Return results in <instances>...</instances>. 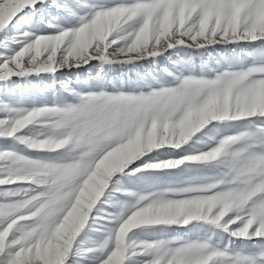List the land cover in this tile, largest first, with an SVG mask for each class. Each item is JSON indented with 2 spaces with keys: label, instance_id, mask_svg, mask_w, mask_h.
<instances>
[{
  "label": "rangeland",
  "instance_id": "374dc122",
  "mask_svg": "<svg viewBox=\"0 0 264 264\" xmlns=\"http://www.w3.org/2000/svg\"><path fill=\"white\" fill-rule=\"evenodd\" d=\"M0 264H264V0H0Z\"/></svg>",
  "mask_w": 264,
  "mask_h": 264
},
{
  "label": "bare ground",
  "instance_id": "6f19581e",
  "mask_svg": "<svg viewBox=\"0 0 264 264\" xmlns=\"http://www.w3.org/2000/svg\"><path fill=\"white\" fill-rule=\"evenodd\" d=\"M35 49H36V46L33 47V50H35Z\"/></svg>",
  "mask_w": 264,
  "mask_h": 264
}]
</instances>
